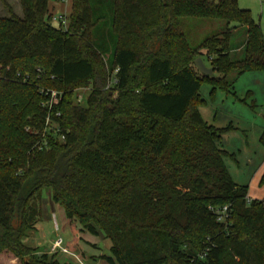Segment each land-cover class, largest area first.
Listing matches in <instances>:
<instances>
[{"label":"trees","instance_id":"16d2710c","mask_svg":"<svg viewBox=\"0 0 264 264\" xmlns=\"http://www.w3.org/2000/svg\"><path fill=\"white\" fill-rule=\"evenodd\" d=\"M62 1L20 0L22 17L0 16V264H59L23 242L44 188L69 224L110 239L107 264H264V199L233 181L223 129L199 112L202 81L231 93L243 73L264 70L251 10L238 0H71L63 29L51 8ZM184 18L223 27L191 44ZM42 90L63 93L51 111ZM49 112L62 141L46 128Z\"/></svg>","mask_w":264,"mask_h":264},{"label":"rangeland","instance_id":"374dc122","mask_svg":"<svg viewBox=\"0 0 264 264\" xmlns=\"http://www.w3.org/2000/svg\"><path fill=\"white\" fill-rule=\"evenodd\" d=\"M238 4L251 10L264 35V0H238ZM52 7L53 16L62 14L66 19L64 25L58 21H52V24L67 29L71 0L53 3ZM10 13L23 16L20 0H0V16L10 17ZM182 21V28L191 44L212 36L223 27L222 21L214 19L184 18ZM203 60L207 64L205 57ZM234 75L232 72L229 78ZM199 95L204 99L199 107L202 118L223 129L220 145L228 152L224 162L231 178L239 185H251L261 194L264 188L260 184L264 159V143L261 141L264 132V70L243 73L234 83L231 93L220 87L212 90L211 83L204 80L200 84ZM50 194L49 189H43V216L34 229L26 232L24 244L33 248L34 255L46 254L48 261L53 259L59 264H107L101 257L111 255L110 239L102 233L90 234L79 222L69 224L63 208L52 202ZM58 239L63 240L67 251L53 249ZM10 257L4 254L2 260L9 262ZM29 259L27 256L26 260Z\"/></svg>","mask_w":264,"mask_h":264},{"label":"built area","instance_id":"2783aa9c","mask_svg":"<svg viewBox=\"0 0 264 264\" xmlns=\"http://www.w3.org/2000/svg\"><path fill=\"white\" fill-rule=\"evenodd\" d=\"M53 21H58L61 25H64L66 23V19L62 14H59L58 16H54L53 17ZM24 80H26V78H24ZM117 79L113 78L111 79L110 84L107 86V88L109 86H111L112 84L116 83ZM42 92L46 94V96L48 97L47 100H45L42 105L45 107H48V109L51 111V109L53 108L54 105H58V103L62 100L63 98V93L56 91V90H49V91H45L42 90ZM79 100H81V96L79 97ZM56 117H60L61 113L58 109L55 110L54 112ZM46 128L49 131L50 129V134L53 137H56L58 141H62L64 140V135L60 133V130L58 129V124L57 122H54L51 118V112H49L48 116L46 117ZM50 127V128H49ZM52 129V130H51ZM43 136L46 137L44 138L42 145L39 144L40 149L43 146H47L48 145V138L46 136V131H44ZM226 211V207L224 208L223 212ZM220 219H222V216H220ZM53 249L54 250H58L61 249L63 251H67V249H65V247H63V240L62 239H58L55 241V243L53 244Z\"/></svg>","mask_w":264,"mask_h":264},{"label":"water","instance_id":"95a60500","mask_svg":"<svg viewBox=\"0 0 264 264\" xmlns=\"http://www.w3.org/2000/svg\"><path fill=\"white\" fill-rule=\"evenodd\" d=\"M194 64L201 74L206 76H212L214 74V69L207 66L202 57L196 58Z\"/></svg>","mask_w":264,"mask_h":264},{"label":"crops","instance_id":"0c3cea01","mask_svg":"<svg viewBox=\"0 0 264 264\" xmlns=\"http://www.w3.org/2000/svg\"><path fill=\"white\" fill-rule=\"evenodd\" d=\"M217 128H219V127H217ZM262 168L264 170V159H263V163H262ZM262 173H263V171H262ZM257 192H258V194H257ZM248 198L249 199H258V200L264 199V188L262 189L261 194H260L259 191L255 190L251 185H249L248 186Z\"/></svg>","mask_w":264,"mask_h":264}]
</instances>
